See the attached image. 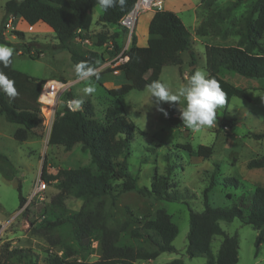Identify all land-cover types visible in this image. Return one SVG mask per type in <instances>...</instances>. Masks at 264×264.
<instances>
[{"label": "rangeland", "instance_id": "rangeland-1", "mask_svg": "<svg viewBox=\"0 0 264 264\" xmlns=\"http://www.w3.org/2000/svg\"><path fill=\"white\" fill-rule=\"evenodd\" d=\"M3 1L0 0V6ZM254 0H215L210 5L200 0H163L155 9H172L181 18L190 33V46L180 53L181 65L164 66L158 81L175 91L186 83L193 71L205 69V45L230 46L239 43L243 32L244 20ZM0 8V19L2 15ZM101 7L94 6L90 33H95L102 23L99 21ZM142 21L138 16V22ZM1 24V20H0ZM23 24L25 38L29 41L49 43L51 47L43 51L37 59L27 54L17 55L13 49V66L39 79L55 77L63 82H71L59 96L52 115L44 113L46 106L40 108L41 123L35 127L24 141L12 137L16 125L6 121L0 114V153L7 156L9 164L0 163L7 178L0 173V261L6 249L26 248L32 253L36 264H46L49 254L62 256L65 251L76 254V246L72 239L71 225L65 221L83 208L84 212H96L103 224L116 235L115 244L131 248L133 251H152L154 247L142 237H135L132 230L140 234L153 231L145 229L143 223L153 219L157 209L162 208L170 215L177 225L178 232L172 241L176 252H161L153 259L134 260L131 264H162L175 258L182 259L184 264H204L203 257H188L185 249L187 243L189 209L202 211L203 190L212 174L214 163L218 164L215 185L209 192L212 206L225 207L235 202L236 197L254 189L256 185L264 186V168H247L253 158L264 155V137L255 139L250 132L264 131V80L245 78L234 72L222 70L219 76L238 88L226 107L216 110L217 123L211 127L192 130L183 124L180 118V106H184L181 98L179 103L160 102L157 106L155 97L150 98L148 85L137 82L125 94L112 97L108 89L118 87L125 82L123 73L114 74L111 69L95 70L90 81L80 80L75 73L70 55L65 48L56 46L54 32L44 23L33 25V30L26 29ZM145 23H137L135 34L145 31ZM111 32L117 26L106 23ZM122 46L127 39L122 28L118 30ZM120 36V38H121ZM24 38V39H25ZM94 39L77 36L72 46L81 52L96 50L106 56L103 46L94 45ZM131 42V40H130ZM260 42L264 48V33ZM91 83L95 92L85 95L84 87ZM70 99V100H68ZM74 99L90 102L93 105V117L99 122L104 121V113L108 106L116 113L125 115L138 130L134 132L127 158L128 170L135 178V189L119 192L122 178H111L112 194L99 196L85 201L83 197L69 195L62 203L52 202L59 191L56 181L46 182V189L41 198L29 199L32 186L40 178L44 166L47 173L54 174L59 168H77L89 166L90 155L76 143L71 150L65 151L61 146L48 145V136L55 113L65 106L72 105ZM152 101V102H151ZM75 109L74 107H71ZM163 108L164 111L159 109ZM167 112V115H165ZM199 144L211 145L209 158L195 157L188 150L195 149ZM179 145L189 149H181ZM173 165L169 182L171 192L180 194L181 199L166 201L156 198L148 192L138 189H149L154 173L165 174L167 161ZM233 177L237 187H223L221 180ZM42 180V179H41ZM18 186L25 198L23 206H19ZM227 194H230V198ZM222 230L238 238V261L236 264H264V234L256 245L257 229L243 224L238 218L219 222ZM222 236L216 235L211 241V250L216 254ZM78 259L93 262L100 257L96 239L89 240V247L81 252ZM29 257H12L9 264L25 263Z\"/></svg>", "mask_w": 264, "mask_h": 264}, {"label": "trees", "instance_id": "trees-1", "mask_svg": "<svg viewBox=\"0 0 264 264\" xmlns=\"http://www.w3.org/2000/svg\"><path fill=\"white\" fill-rule=\"evenodd\" d=\"M135 1L126 0L122 7L117 3L107 11L101 8L99 21L102 27L97 32L90 33L92 11L94 6L98 5L96 0H6L0 24V43L20 50L31 59H37L38 55H30L28 51L34 48L37 52L43 53L51 47V44L37 42L34 39L24 41L23 32L17 30H13V33L17 35L19 42L11 43L2 38L1 31L11 15L21 17L29 25L42 22L54 32L56 46L68 51L74 66L85 62L95 69L121 48L116 41L117 32L109 33L105 29L106 23L120 27L119 20L133 7ZM213 1L215 0H200L206 5H210ZM123 31L125 32L124 29ZM85 32H88L87 36L84 35ZM263 33L264 0H254L245 17L243 32L237 45H205V69L219 82L225 93L224 107L239 90L219 76L222 70L234 72L245 78L264 80V48L260 42ZM77 36L86 39L94 37V45L103 46L107 51L106 56L96 50L84 52L76 50L72 43ZM108 43L112 45V49L107 48ZM190 43V33L174 11L155 9L147 26L146 45H137L135 35H131V42L125 53L128 60L120 65L125 82L118 87L108 89L107 93L112 97H119L139 81L148 86L153 81H158L164 66L181 65L180 53L188 50ZM12 61L13 55L8 67L0 64V71L14 81L17 95L15 98H10L0 91V114L6 121L19 124L13 132V138L24 141L31 130L42 121L40 103L37 99L45 80L15 69ZM137 130L142 133L131 120L123 114L116 113L110 106L105 110L103 122L94 119L93 105L90 102L82 103L79 109L65 106L61 111L56 112L47 144L61 146L65 151H69L79 143L82 150L89 152L90 163L94 165L95 171L89 166H83L59 168L51 174L47 173L43 166L40 178L46 182L56 181L59 186V191L53 196L52 202L62 203L69 195L83 197L85 201L104 195L115 198V194H112L111 178L123 179L118 193L135 189V178L128 170L127 158L133 134ZM250 135L259 139L264 137V131L250 132ZM178 147L189 149L183 145ZM211 153V145L199 144L195 149L188 150L190 156L202 158H209ZM164 157L167 161L165 174L154 173L149 189L143 187L138 191L148 192L161 200H180V194L170 190L169 177L174 166L169 163L168 155ZM0 163L9 164L7 156L2 153H0ZM247 168H264V155L249 160ZM218 172L219 166L214 163L212 174L203 190V210L189 209L185 252L191 258H205L204 264H236L239 248L237 234L225 233L219 222L238 218L243 224L251 225L258 231L255 242L257 245L264 234V186L256 185L253 190L239 194L230 206L215 207L209 202V192L217 185L215 175ZM0 173L7 178L8 174L4 172L1 164ZM220 185L236 188L237 180L233 177H224ZM227 195L231 197L230 194ZM18 199L19 206H23L25 198L21 196L19 186ZM83 208L65 218V221L71 225L76 254L73 251L71 253L65 251L62 256L49 254L46 257V264H131L137 259H153L161 252H176L172 241L177 235L178 228L165 209H157L154 218L143 223V227L153 231L156 238L132 230L135 237L144 238L154 249L133 251L131 248L117 246L115 240L118 232L116 234L114 230L107 228L96 212H84ZM216 235L222 236V240L216 254H213L211 241ZM92 238L97 240L99 259L93 262L78 259L81 252L89 247V240ZM26 256L29 259L22 264H36L32 253L26 248L6 249L0 264H9L12 257ZM162 264L184 263L182 259L175 258Z\"/></svg>", "mask_w": 264, "mask_h": 264}, {"label": "clouds", "instance_id": "clouds-1", "mask_svg": "<svg viewBox=\"0 0 264 264\" xmlns=\"http://www.w3.org/2000/svg\"><path fill=\"white\" fill-rule=\"evenodd\" d=\"M96 3L107 11L116 6L117 3L122 7L126 0H96ZM13 55V49L0 45V64L8 67ZM75 73L80 80L90 81L96 73L88 63L80 62L75 64ZM148 90L150 98L155 97L157 106L160 102L179 103L181 98L184 100V106H180V118L183 124L192 130H199L201 127H211L217 123L216 110L226 102L225 93L220 87L219 82L205 71L195 70L192 72L186 83L178 87L175 91L169 89L167 85L160 81H153ZM0 91L15 98L17 90L14 81L9 79L5 73L0 71ZM83 92L89 95L95 92L91 83L87 84ZM152 102V101H151ZM82 100L74 99L71 107L79 109L82 107ZM164 111L163 108L159 109ZM167 115V112H165Z\"/></svg>", "mask_w": 264, "mask_h": 264}, {"label": "built area", "instance_id": "built-area-1", "mask_svg": "<svg viewBox=\"0 0 264 264\" xmlns=\"http://www.w3.org/2000/svg\"><path fill=\"white\" fill-rule=\"evenodd\" d=\"M163 0H136L133 7L126 12L119 20V25L123 28L127 34V39L121 46L120 50L110 58H106L100 65H98L95 70H105L111 69L112 73H121L120 65L128 60V56L125 54L129 48L131 35L134 33L137 24V18L142 10H152L153 7L161 5ZM11 26V20L7 19L4 24V30L6 31ZM108 49H112V45L108 43ZM21 53L20 50H18ZM30 55L41 56L42 52H37L34 48L28 51ZM71 82H63L56 79H47L42 85L40 93L38 95V102L40 103V108L46 106L49 108V113L52 115L55 105L58 101L60 94L67 88L71 86ZM71 108V106H69ZM72 109V108H71ZM46 189V183L44 180L37 179L32 186L29 199L41 198L44 190Z\"/></svg>", "mask_w": 264, "mask_h": 264}, {"label": "crops", "instance_id": "crops-1", "mask_svg": "<svg viewBox=\"0 0 264 264\" xmlns=\"http://www.w3.org/2000/svg\"><path fill=\"white\" fill-rule=\"evenodd\" d=\"M6 1V0H5ZM5 1H3V3H2V5L0 6V8L2 9V15H1V18H2V16H3V13H4V10H3V5H4V3H5ZM17 1H21V0H17ZM170 10H172V9H170ZM175 12V11H174ZM176 13V12H175ZM152 14H153V11H150V10H142L140 13H139V15L138 16H140L141 17V20L145 23V25H146V27H145V31L144 32H142L140 35H136L135 34V30H134V35H135V37H136V43H137V45H140V46H144V45H146V43H147V26H148V23H149V21H150V19H151V17H152ZM8 19H10L11 20V26H10V28L9 29H7L6 31L4 30V29H2V31H1V36H2V38L4 39V40H6V41H8V42H11V43H17V42H19V38L17 37V35H15L14 33H13V30H17V31H22L23 32V35H24V31L22 30V27L21 26H23V24H27L28 26H26V29L28 30V31H31V30H33V25H29L26 21H24L21 17H18V16H9V18ZM1 20V19H0ZM142 21H139L138 22V18H137V23H139V25L141 24V22ZM137 25V24H136ZM99 29H101V27L99 28ZM98 29V30H99ZM106 29V28H105ZM136 29V28H135ZM106 30H108V29H106ZM118 30H120V27H118L117 26V31H114V32H117V37H116V41H117V43L119 44V41H120V39H122V36L120 35V33L118 32ZM109 31V30H108ZM114 32H111V31H109V33H114ZM120 36H121V38H120ZM54 37H55V35H54ZM24 38H25V35H24ZM24 40H27L26 38L24 39ZM14 53H16L17 55H22L23 53H19L18 52V50H16L15 48H14ZM14 53H13V61H14ZM13 61H12V65H13ZM14 67V66H13ZM15 68V67H14ZM16 69V68H15ZM17 70H19V69H17ZM28 74V73H27ZM32 76V75H31ZM33 77H35V76H33ZM48 79H56L55 77H52V78H48ZM44 80H47V79H44ZM56 80H59V79H56ZM61 81V80H60ZM15 124V123H14ZM16 125V127H15V129L17 128V127H19V124H15ZM15 129H13V131H12V137H13V132H14V130Z\"/></svg>", "mask_w": 264, "mask_h": 264}, {"label": "bare ground", "instance_id": "bare-ground-1", "mask_svg": "<svg viewBox=\"0 0 264 264\" xmlns=\"http://www.w3.org/2000/svg\"><path fill=\"white\" fill-rule=\"evenodd\" d=\"M44 113H45V114H46V113H49V108H48V107L45 108Z\"/></svg>", "mask_w": 264, "mask_h": 264}, {"label": "water", "instance_id": "water-1", "mask_svg": "<svg viewBox=\"0 0 264 264\" xmlns=\"http://www.w3.org/2000/svg\"><path fill=\"white\" fill-rule=\"evenodd\" d=\"M84 35H86V36H87V35H88V32H85V33H84ZM92 39H94V40H95V38H94V37H93Z\"/></svg>", "mask_w": 264, "mask_h": 264}]
</instances>
